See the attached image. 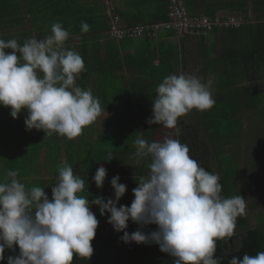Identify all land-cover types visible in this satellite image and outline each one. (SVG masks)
Here are the masks:
<instances>
[{
    "label": "trees",
    "instance_id": "trees-1",
    "mask_svg": "<svg viewBox=\"0 0 264 264\" xmlns=\"http://www.w3.org/2000/svg\"><path fill=\"white\" fill-rule=\"evenodd\" d=\"M129 1V6L125 4L129 10L142 6L138 0ZM181 1L188 14L194 16L188 8L195 7V0ZM203 2L208 4H203L201 14L195 16L214 19L216 10H224L228 14L219 18L224 21L233 17L241 23L216 28L207 36H188L181 40L186 47L195 46V62L201 66L195 68V75L206 83L209 75L219 69L216 74L224 83L218 94L212 93L215 99L212 108L203 112L193 109L178 119L180 134L177 135L175 129L146 123L152 116L155 90L164 77L160 78L156 72L153 75L141 73L144 67L154 71L167 67L177 74L176 67L180 65L189 74L191 61H194L192 50L180 49L178 60L177 46L168 45L172 59L166 66L158 49L153 48L147 55L133 57L137 63L130 65L121 46L138 39L116 42L108 36L111 16L120 18L124 11L118 0H0V39L5 41L16 39L22 45L31 37L44 39L51 34V25L57 22L63 25L69 32L65 48L75 50L84 60L85 70L77 76L76 85L91 90L102 108L98 118L85 127L80 136L67 139L56 133L47 135L43 130H27L20 118L26 110L21 111L18 120L10 115V108L0 106V181L8 170L18 171L20 182L28 188H44L51 199L58 169L67 163L85 179L82 195L89 200L97 196L114 198L110 180L119 176V182L126 185L127 191L117 207L130 206L134 199L132 189L138 186L141 176L147 175L150 163V158L136 162L134 141L138 136L148 142L178 139L187 144L190 157L200 166L219 175L223 197L241 195L246 200L245 214L237 218L234 234L216 242L215 255L223 258L221 264H228L233 256L242 259L245 254L254 256L264 251V164H257L256 156L251 153L245 155L248 139L257 135L264 140V0ZM155 5L160 17L147 24L166 20L163 15L167 16V0H159ZM82 22L90 26L89 31L81 30ZM125 25L137 24L127 22ZM217 32L220 43L208 42L207 37ZM143 38L151 43L157 39ZM151 43L148 46H152ZM213 54L219 59H212ZM135 69L141 73L129 77V72L136 73ZM260 143L261 140L258 145ZM110 155L113 159L106 161ZM100 166L107 170L102 189H98L92 179ZM91 210L99 221L91 242L93 255L89 259L74 255L72 264H173L174 257L161 252L156 244H125L120 239L123 233L114 231L107 223L110 214L101 216L96 205H92ZM139 227L130 220L127 231L131 233ZM155 228V225H147L142 230L149 233ZM18 254V246L15 251L6 248L5 260L0 264H7L8 256Z\"/></svg>",
    "mask_w": 264,
    "mask_h": 264
},
{
    "label": "clouds",
    "instance_id": "clouds-1",
    "mask_svg": "<svg viewBox=\"0 0 264 264\" xmlns=\"http://www.w3.org/2000/svg\"><path fill=\"white\" fill-rule=\"evenodd\" d=\"M81 30L87 32L90 26L82 22ZM68 39L69 32L59 22L51 25V34L44 39L31 37L22 45L16 39H0V106L10 108L13 118L26 110L27 130L74 139L102 108L91 90L76 85L85 65L78 52L65 48ZM210 87V80L205 83L193 74L164 77L146 123L175 129L179 135L180 117L214 106ZM134 144L136 162L150 158V163L147 175L132 189L130 206L117 207L127 191L119 176L110 180L114 198L89 200L82 195L85 179L64 163L49 199L44 188H28L17 179L18 171L8 170L0 181V261L5 260L6 248L15 251L16 246L19 254L8 256L7 264H72L74 255L89 259L99 224L91 210L96 205L101 216L110 214L107 223L123 233L120 239L125 244H156L174 257L173 264H221L216 242L234 234L246 200L241 195L223 197L219 175L200 166L178 139L148 142L138 136ZM111 159L110 155L105 160ZM106 176V168L98 167L92 178L98 189ZM130 220L140 226L131 233ZM147 225L156 228L145 233ZM228 264H264V251L242 259L233 256Z\"/></svg>",
    "mask_w": 264,
    "mask_h": 264
},
{
    "label": "crops",
    "instance_id": "crops-1",
    "mask_svg": "<svg viewBox=\"0 0 264 264\" xmlns=\"http://www.w3.org/2000/svg\"><path fill=\"white\" fill-rule=\"evenodd\" d=\"M138 1L140 3H142V6L140 8H133V10L132 9L129 10V9L125 8V4L127 3L129 6L131 1H129V0H118L119 7L124 9V11L123 10L121 11L122 14L120 15V19L122 20L123 24H125V23L127 24V22L131 23V24H137V25L147 24V23L155 22V20L160 17V12L158 10V7L155 5V4L159 3V0H138ZM182 3L184 5L183 1H182ZM201 3H202V0H195V7L192 9L188 8L189 13L190 14L194 13L195 15L201 14L203 4H208L207 2H203L202 4ZM184 8H185V5H184ZM185 11L187 12V9H185ZM216 14H217V17H223V16H226L228 13H226L224 10H216ZM163 16H164L163 19L167 18L166 14H164ZM184 37H187V36L179 37V36L175 35L174 32L163 31V32H159L157 39H154L153 43L149 42L148 39H144V38L138 39V40H129V41L123 43V45L121 46L122 49L125 50L124 51L125 53L123 54V56H126V59H127L126 61L128 62V64L134 65L137 62L133 59V57L134 58H136V56L142 57L143 55L146 54V52L147 53L149 52L148 51L149 49H153V48L156 49L157 48L158 52L161 55V59L163 61V64L167 66L168 60L172 59L170 49L167 46L170 44H175L177 46L176 54L179 53L181 50H184V49L189 50V52L191 50L194 52V53L193 52L190 53V54L194 55L193 56L194 61H191L192 62L190 64L191 70L189 71V74L195 75V68L200 69L201 66L200 65L198 66V63L195 62V46L193 47V49L190 47H186V44L183 41H181ZM207 39H208V42H216L217 44L220 43L218 32L215 33V35H213V36L209 35L207 37ZM150 43L152 44V46H148ZM181 43H182V45H181ZM181 46H182V48H181ZM210 56L214 60L219 59V57L214 56V54L210 55ZM178 60H180V53L178 54ZM156 64H157V62H155V65ZM190 65L188 64V67ZM184 68H185L184 66L182 68L180 65H179V67H176L177 75H179L181 73L186 74L187 71ZM155 70H156V68H155ZM196 70H198V69H196ZM135 71H136V73L129 72L128 76L129 77H135L139 73H141V72L137 71L136 69H135ZM173 71H174V69L173 70H167V67L162 68V70L160 68L156 71H154L153 69L150 70V68H148V67H144L141 74L142 75H146V74L147 75H151V74L153 75V72H156V75L159 76L160 78H162V77L169 76V75L173 74ZM216 72L219 73L220 70L216 69ZM216 72H213L211 75H209V80L211 81L210 91L213 94H218L223 89V88H221V86H222V83H224L221 81V78L216 74ZM26 116H27V112H25V114H23V115L22 114L20 115V118H22L23 123L25 121ZM18 120H19V116H18ZM30 154H32V153H30ZM38 165L39 164H37V166Z\"/></svg>",
    "mask_w": 264,
    "mask_h": 264
},
{
    "label": "built area",
    "instance_id": "built-area-1",
    "mask_svg": "<svg viewBox=\"0 0 264 264\" xmlns=\"http://www.w3.org/2000/svg\"><path fill=\"white\" fill-rule=\"evenodd\" d=\"M167 20L156 24H140L128 27L117 16H111V29L108 36L119 42L125 38L139 39L143 37L157 38L159 32L172 31L179 37H202L222 26H240L241 21L233 17L226 20L216 17L189 15L181 0H167Z\"/></svg>",
    "mask_w": 264,
    "mask_h": 264
},
{
    "label": "rangeland",
    "instance_id": "rangeland-1",
    "mask_svg": "<svg viewBox=\"0 0 264 264\" xmlns=\"http://www.w3.org/2000/svg\"><path fill=\"white\" fill-rule=\"evenodd\" d=\"M248 133L250 134V132ZM259 140H261V143L258 145ZM249 153H251L253 156H256L257 164H259L260 166L264 164V158L262 157L264 155L263 136H257V135L252 136L250 139L247 140V151L245 152L246 157L248 156ZM251 163L255 164V162L252 161ZM37 167L40 168V165H38ZM252 221H253V216H252Z\"/></svg>",
    "mask_w": 264,
    "mask_h": 264
},
{
    "label": "bare ground",
    "instance_id": "bare-ground-1",
    "mask_svg": "<svg viewBox=\"0 0 264 264\" xmlns=\"http://www.w3.org/2000/svg\"><path fill=\"white\" fill-rule=\"evenodd\" d=\"M103 10V9H102Z\"/></svg>",
    "mask_w": 264,
    "mask_h": 264
}]
</instances>
